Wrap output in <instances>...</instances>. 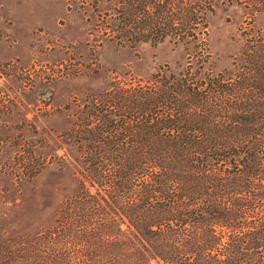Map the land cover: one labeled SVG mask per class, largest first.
I'll list each match as a JSON object with an SVG mask.
<instances>
[{"label": "trees", "instance_id": "obj_1", "mask_svg": "<svg viewBox=\"0 0 264 264\" xmlns=\"http://www.w3.org/2000/svg\"><path fill=\"white\" fill-rule=\"evenodd\" d=\"M211 1L116 0V26L201 43ZM209 57L86 96L66 133L75 191L0 264H263L264 47L233 71Z\"/></svg>", "mask_w": 264, "mask_h": 264}, {"label": "rangeland", "instance_id": "obj_2", "mask_svg": "<svg viewBox=\"0 0 264 264\" xmlns=\"http://www.w3.org/2000/svg\"><path fill=\"white\" fill-rule=\"evenodd\" d=\"M115 5L0 0V246L49 226L75 191L79 153L66 133L86 96L178 73L199 50L213 72L233 71L246 48L264 47V0H212L201 43L124 36Z\"/></svg>", "mask_w": 264, "mask_h": 264}]
</instances>
